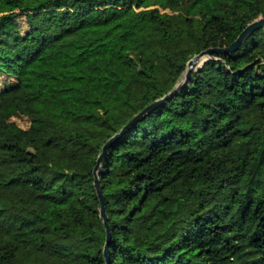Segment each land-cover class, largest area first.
<instances>
[{"label":"trees","instance_id":"trees-1","mask_svg":"<svg viewBox=\"0 0 264 264\" xmlns=\"http://www.w3.org/2000/svg\"><path fill=\"white\" fill-rule=\"evenodd\" d=\"M21 17L34 57L20 74L0 55V96L92 159L59 167L0 137V264H107L103 145L193 56L264 17V0H0V49ZM99 179L109 264H264V26L133 123Z\"/></svg>","mask_w":264,"mask_h":264},{"label":"rangeland","instance_id":"rangeland-1","mask_svg":"<svg viewBox=\"0 0 264 264\" xmlns=\"http://www.w3.org/2000/svg\"><path fill=\"white\" fill-rule=\"evenodd\" d=\"M5 36L11 39L12 45L0 49V55L10 57L8 67L17 73H22L27 63L34 57L33 45L29 40L28 26L25 18L10 20L6 23ZM44 124L39 121H31L25 115L19 113L9 93L0 96V137L15 134L23 146L32 149L34 144H40L47 150L48 161L62 167L73 165L79 169H88L92 159V152L80 149L69 155L64 144L56 140V134L43 135Z\"/></svg>","mask_w":264,"mask_h":264},{"label":"water","instance_id":"water-1","mask_svg":"<svg viewBox=\"0 0 264 264\" xmlns=\"http://www.w3.org/2000/svg\"><path fill=\"white\" fill-rule=\"evenodd\" d=\"M264 26V17L254 20L250 24H248L242 32L238 35V37L226 47H209L200 51L198 54L193 56L187 63V67L183 72L182 77L176 83V85L171 89L168 93H166L161 98L156 99L154 102L146 106L140 113L135 115L119 132L115 133L112 137H110L107 142L103 145L101 152L99 153L96 164L93 167V174H94V185L98 194V198L100 201V214L103 218L107 235H106V242L104 246V253L107 260V264L110 263L109 260V245L111 240V230L108 221L107 211H106V198L103 193L100 179H99V171L101 168L102 161L104 156L109 148V146L119 137L121 136L133 123H135L138 119L144 116L146 113L157 107L158 105L164 103L169 98L175 96L182 88H184L189 81L191 80L193 71L204 64L205 61L212 58L214 54H226L231 51H235L244 41L245 39L257 28Z\"/></svg>","mask_w":264,"mask_h":264}]
</instances>
